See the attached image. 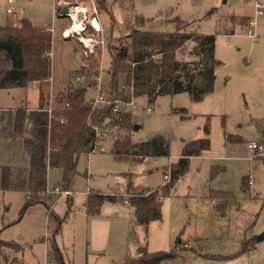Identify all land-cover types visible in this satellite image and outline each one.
<instances>
[{"label": "rangeland", "instance_id": "374dc122", "mask_svg": "<svg viewBox=\"0 0 264 264\" xmlns=\"http://www.w3.org/2000/svg\"><path fill=\"white\" fill-rule=\"evenodd\" d=\"M7 1L0 0V25H19L22 18H28L43 27L56 17L52 42L55 91L64 94L77 70L92 61L100 68L103 94L109 96L112 56L108 45L86 56L76 39L63 38L56 0H14L11 13ZM99 16L107 44L110 39L118 45V38L134 28L174 31L177 19L189 23L187 30L214 34L218 60L214 88L199 100L188 91L153 98L135 96L134 104L126 106L133 126L107 127L105 142L99 140L106 150L81 153L70 180L69 198L52 195L46 204H32L21 215L28 193L4 191L0 186V237L20 245L19 249L7 247L9 260L3 258V262L125 264L138 257L143 247L151 252L171 250L180 240L181 264H264V238L256 241L264 234V156L252 157L248 148L251 141L264 144V14L255 16L254 0H109ZM241 16L256 21V36L248 35L251 25ZM118 85L120 89L127 85L125 73L118 76ZM96 92V86L89 87L88 99ZM38 98L34 84L0 89V107H35ZM158 135L169 143L167 156L134 160L133 156L119 157L113 150L117 139L137 143ZM206 137L209 147L190 159L179 180L172 182L170 177L166 182L165 174L171 173V164L178 161L186 144ZM22 141L0 135V176L2 164L15 151L25 156ZM62 174L60 167H49L48 186L60 184ZM219 189L230 196L213 197L211 192ZM154 190L162 201V216L139 222L132 201L126 204L124 198ZM98 194L115 197L89 212L88 199ZM55 217L62 224L53 237ZM245 238L255 239L256 247L239 252ZM216 255L230 256L220 259Z\"/></svg>", "mask_w": 264, "mask_h": 264}, {"label": "trees", "instance_id": "16d2710c", "mask_svg": "<svg viewBox=\"0 0 264 264\" xmlns=\"http://www.w3.org/2000/svg\"><path fill=\"white\" fill-rule=\"evenodd\" d=\"M108 4L109 0H98L99 10ZM138 21L143 23L144 18L140 17ZM176 21L178 27L174 31L134 28L131 33L118 38V42L121 39L122 46L108 40L106 46L108 45L112 56L109 72L113 95L130 98L129 91L119 88L118 76L121 73L126 74L127 84H133L135 96L148 95L151 98L160 94L188 91L194 99L199 100L213 90L215 67L218 63L215 35L187 30L185 26L189 23L179 19ZM52 42L51 32L35 25L28 18H22L19 25H0V89L26 88L38 82L37 106L23 104L17 107H0V135L22 136L20 138L23 139L26 151L22 158L15 151L14 157L2 164L0 176L2 190H24L28 193V201L23 206L21 215L28 206L35 203L46 204L51 199L53 194L46 192L49 167L57 166L62 169V182L56 186L70 189V180L76 171L79 156L97 138L96 127L133 126L131 113L128 111L116 113L111 105L92 108L88 102L87 90L95 85L94 79L90 80V85L81 84L82 87H73L68 83L63 101L51 114L45 109L48 103L49 78L52 77V57L49 54ZM186 56L189 58L186 59ZM77 71L91 76L101 73L98 64L92 61L82 65ZM65 102H69V106H64ZM29 121L33 127L26 134L24 128ZM209 143L206 137L186 144L178 161L171 164L172 182L185 174L190 158L199 155L209 147ZM113 150L119 157L133 156L134 160L150 155L167 156L170 153L168 141L160 135L137 143L129 139H117ZM248 182L250 184V180ZM165 185L167 192L166 188L169 186L167 183ZM154 192L148 196L132 197L135 216L139 222L147 223L161 218L162 201L157 198L156 190ZM211 195L225 198L230 196V192L219 189L212 191ZM114 197L102 194L90 196L88 211H97L105 199ZM55 220L53 237L60 231L62 224L59 217H55ZM180 243L178 240L177 246L171 250L151 252L143 247L138 257L127 260L125 264H177L182 258L178 248ZM7 247L19 249L20 245L0 237V264H5L3 258L9 260L5 254ZM255 247V239L245 238L239 252L250 251ZM228 256L230 255L215 257L221 259Z\"/></svg>", "mask_w": 264, "mask_h": 264}, {"label": "built area", "instance_id": "2783aa9c", "mask_svg": "<svg viewBox=\"0 0 264 264\" xmlns=\"http://www.w3.org/2000/svg\"><path fill=\"white\" fill-rule=\"evenodd\" d=\"M8 7L7 12L11 13L12 5L14 4V0H8ZM56 6V15L59 18H62L63 21L60 23L61 25V36L63 38H74L76 39L82 46L83 52L86 56L92 55L97 53L100 49H105L106 47V36H105V30L103 27V24L101 22L100 16H99V5L98 0H56L55 2ZM67 6L69 8V11L66 15H61V9ZM254 12L255 16H259L264 14V0H254ZM248 23L253 26L249 27L248 35L249 36H256L257 35V29H256V21L253 19H249ZM43 28L46 31L51 32L52 38L54 33L57 29L56 24V17L53 19L51 23L46 22L43 24ZM52 48L49 51V54L52 57ZM94 79L96 80V83L94 86H96V94L94 97L89 98L88 102L91 104L92 108H100V107H106L111 105L113 108V111L116 113H119L121 111H126V106H130L134 104V88L133 84H127L123 89H127V91L130 92V98L124 99L121 97H117L113 95L112 93L109 94L108 97H106L103 94L102 84H101V73L98 75L91 76L87 73L78 72L76 75L69 80V85H72L73 87H82L90 85V80ZM50 84L48 86V103L46 106V110L51 114V112L63 101L64 94L62 91L58 89V91H55L54 81L51 78H49ZM35 85H38V82L34 83ZM57 89V88H56ZM64 106H69V102H65ZM32 123L29 121L27 122L24 131L25 133H29L32 130ZM108 134L107 128H100L96 127V140L89 143L86 147L88 153H92L95 151H104L106 150L105 146L103 144H100L99 140H102L105 142L106 135ZM248 148L251 152L252 157L257 156H264V144L263 143H257L255 141H251L248 143ZM171 174L166 173L165 178L166 182L170 180ZM252 181V178L250 179V183ZM46 192L48 194L58 195V198L62 197H68L71 195L70 189H62L59 186H55L53 188L47 187ZM151 194V192H148L144 194L145 196H148ZM136 195V194H135ZM130 196H134V194L129 193L127 197L124 198V201L126 204H130L131 200L129 199ZM162 197V196H161ZM160 197V198H161ZM54 207V203L49 207L50 210ZM46 243H49V239L46 238ZM14 264H23L22 262L17 261ZM179 264V263H177Z\"/></svg>", "mask_w": 264, "mask_h": 264}, {"label": "water", "instance_id": "95a60500", "mask_svg": "<svg viewBox=\"0 0 264 264\" xmlns=\"http://www.w3.org/2000/svg\"><path fill=\"white\" fill-rule=\"evenodd\" d=\"M68 11H69V8H68L67 6H64V7L61 9V15H62V16L66 15ZM263 238H264V234L259 235V236L257 237V240H261V239H263Z\"/></svg>", "mask_w": 264, "mask_h": 264}, {"label": "crops", "instance_id": "0c3cea01", "mask_svg": "<svg viewBox=\"0 0 264 264\" xmlns=\"http://www.w3.org/2000/svg\"><path fill=\"white\" fill-rule=\"evenodd\" d=\"M238 16H240V15H238ZM241 17H243L242 20H243V19H246V21H245L244 23H247V22H248V20H249V16H248V17H247V16H241ZM241 23H243V22H241ZM34 85H35V84H34ZM38 99H39V98H38ZM18 137H22V136L19 135ZM194 156H195V155H194ZM192 157H193V156H192ZM192 157H191V158H192ZM191 158H190V159H191ZM182 176H183V175H182ZM182 176H181V177H182ZM55 186H56V185H55ZM48 187H49V186H48ZM50 188H51V187H50ZM258 241H259V240H258ZM185 246H188V244L185 243ZM182 258H183V255H182ZM178 263L181 264L180 262H178Z\"/></svg>", "mask_w": 264, "mask_h": 264}]
</instances>
